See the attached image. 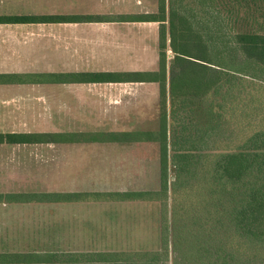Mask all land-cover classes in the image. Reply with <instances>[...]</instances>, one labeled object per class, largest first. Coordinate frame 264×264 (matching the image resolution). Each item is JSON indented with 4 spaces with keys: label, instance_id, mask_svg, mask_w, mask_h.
Segmentation results:
<instances>
[{
    "label": "rangeland",
    "instance_id": "rangeland-1",
    "mask_svg": "<svg viewBox=\"0 0 264 264\" xmlns=\"http://www.w3.org/2000/svg\"><path fill=\"white\" fill-rule=\"evenodd\" d=\"M160 3L161 0H0V16L64 11L76 13L90 11L94 14L143 11V13L159 15ZM164 7L165 22L162 25L167 29L165 30V84L169 82L171 74L178 72L181 64L176 62L172 64L175 53L170 45L169 15L173 22L175 21L172 27H176L173 31L174 46L182 49L183 44H188L193 48L191 52L194 53L199 51L196 50V44H203L207 49L210 65L214 70L219 69L218 73L207 69L204 71V76L211 77L213 82L218 79L219 93L227 92L224 125L235 129L243 119L235 114L237 92L234 83L237 84V80L231 78L228 82L225 74L220 75V69L227 68L229 74L235 77L244 76L238 72L241 68L246 71L251 69L264 78V72L251 68V62L244 59L234 38L237 30L247 26L243 18L246 15L245 9H239L237 14L238 8L226 0L218 2L217 0H164ZM260 12L262 13L263 9L257 7L255 14L259 15ZM97 17L98 19L119 18L115 15ZM263 20L264 18L260 19L257 16V22L252 27L263 29L259 27L260 24H264ZM128 26H130L128 30L116 31L122 39H131L124 51L128 50L131 54L133 51L138 53L127 59L129 63L126 66L131 69L129 72L136 68L157 72L159 31L155 30L152 24L143 27L132 24ZM55 33L56 31H49L50 36ZM141 59H144V62ZM159 73L156 76L160 75L162 78V73L160 71ZM157 84L159 87L158 82ZM145 85L146 89L152 87L150 84ZM229 85L231 89L228 88ZM2 87L7 89V86H0L1 89ZM218 90L210 91L209 99L219 100L218 93H214ZM159 91L158 88L156 100L151 102L153 106L148 103L151 105L150 110L144 113L121 114L123 128L89 129L90 131L85 132L91 133L88 137L80 133L74 135L84 140L93 139L94 141L90 143L0 144V195H27L33 202L0 205V250L38 252V256L34 258H38L43 264H172L171 251H167L166 257L160 258L152 254L160 249L162 201L117 200L110 194L117 191L160 189L163 173L167 174L168 181L172 182L174 179L172 156L175 149L181 152L193 148L192 141L198 134H194L196 130L189 129L196 120L191 119L189 115L186 117L190 108L188 104L179 111L180 116H176L174 120L169 119L170 125H176L180 136H174L171 131L169 132L168 149L166 156L164 155V141L162 134L160 135L162 98ZM8 98V95L6 96L1 90L0 99L4 100L3 103L0 101L1 132H32L41 129L38 125L43 124V120H35L28 113H17L14 108H9V100H5ZM48 115L50 121L55 120V113L49 112ZM44 130L56 129L49 127ZM232 137H235V133ZM61 154L65 155L64 161L60 160ZM72 156L77 159L72 161L67 158ZM16 162L19 168L13 167ZM58 162L78 163L76 168H71L69 171L72 173L79 170L76 175H62V170L57 173ZM42 163L48 164L50 168L42 166ZM30 164L42 168L34 169L33 166L31 169ZM65 189H74L75 193H103L106 197L86 200L80 198L74 203L49 201L50 195L66 193L64 191L68 190ZM168 192L166 203L169 216L170 189ZM5 218L11 223L8 221L5 223ZM98 252L114 254L97 260L95 253ZM143 253L150 254L142 256ZM220 262L221 260H218V263Z\"/></svg>",
    "mask_w": 264,
    "mask_h": 264
},
{
    "label": "trees",
    "instance_id": "trees-1",
    "mask_svg": "<svg viewBox=\"0 0 264 264\" xmlns=\"http://www.w3.org/2000/svg\"><path fill=\"white\" fill-rule=\"evenodd\" d=\"M219 0H217L218 2ZM238 10L244 8L243 17L247 26L237 30L234 38L244 59L250 61L251 68L264 72V24L253 28L257 16L264 18V0H226ZM263 12L256 15V8ZM161 0L159 15H122L123 20H158L159 27V70L132 72H80L62 75L42 74V79L20 74H0V83L60 82L72 81H150L158 82L162 106L160 113V135L164 141L166 156L169 132L179 135L175 124L170 125L179 111L188 105L186 117L196 120L189 129L198 134L192 141L193 148L187 151L175 149L174 179L168 181L163 173L160 189L153 191H130L110 193L117 200L139 199L162 201L163 215L160 223V249L153 255L166 257L172 252V264H264V78L252 72H238L244 76L235 77L228 69H220L226 80L235 81V114L243 119L235 129L226 127L224 108L225 93H219V80L213 82L205 77L207 69L214 70L203 44H196L198 52H191L188 44L177 49L173 43V19L168 15L170 45L175 53L172 64L181 63L178 72L171 74L165 84V13ZM236 14V15H237ZM242 19V18H241ZM98 20L93 15H8L0 16V23L30 22H80ZM235 22V20H234ZM264 23V20L262 21ZM186 36L184 35V39ZM246 61V62H247ZM227 69V70H226ZM159 71L162 78L157 75ZM213 73V72H212ZM160 74V73H159ZM218 75V74H217ZM241 75V74H240ZM35 76L36 75H31ZM40 76V75H37ZM132 76V77H131ZM38 80V81H37ZM211 86V87H210ZM228 88L231 89L230 85ZM218 90V99H209V92ZM229 90V89H228ZM192 97V99H190ZM174 118V119H173ZM257 121V122H256ZM195 124V126H193ZM235 133V137L232 135ZM246 134L248 136L246 137ZM171 135V136H172ZM170 136V137H171ZM245 136V137H243ZM64 139L59 133L0 132V143L57 142ZM192 146V145H191ZM177 148V147H176ZM179 151V152H178ZM166 162V159H164ZM176 162V163H175ZM170 189L171 202L167 215V198ZM54 198H52V197ZM106 194L95 192L55 193L49 201H76L95 199ZM0 199L30 201L27 195H0ZM35 199V198H34ZM114 253L98 252L97 260ZM150 253H143L142 256ZM218 260H221L218 263Z\"/></svg>",
    "mask_w": 264,
    "mask_h": 264
},
{
    "label": "crops",
    "instance_id": "crops-1",
    "mask_svg": "<svg viewBox=\"0 0 264 264\" xmlns=\"http://www.w3.org/2000/svg\"><path fill=\"white\" fill-rule=\"evenodd\" d=\"M48 14L115 15L119 16V18L111 17L94 21L57 23H0V74H20L30 77L29 79H42L41 75L45 73L66 75L98 71L129 72L131 69L126 66L129 63L127 59L138 53L133 51L131 54L128 50L124 51L129 46L131 39H122L118 35V31L128 30L130 28L128 25L130 24L142 27L146 24H152L154 29L159 31L161 24L158 20H123L120 18L122 15L143 16L148 14L143 13V11H117L95 14L90 11L81 13L64 11L60 13L47 12L27 15ZM50 30L56 31V33L50 36ZM142 60L144 62V59ZM136 63L138 62L136 61ZM98 65H101V67ZM132 71H146V69L136 68L132 69ZM31 75H36V77ZM140 84L142 85L141 87ZM145 84H150L152 87L146 89ZM0 86H7V89L2 87L3 89L0 88V91L3 90L5 95H8L9 98L5 100H9V108H14L13 110L17 113H28L35 120L44 121L43 124L38 125L41 128L40 130L22 133H59L64 139L51 143L62 145L94 141L93 139L84 140L74 137L78 133L88 137L91 133L86 134L85 132L90 131L89 129L123 128V123L121 122L123 115L121 114L126 112L144 113L146 110H150V106H153L151 102L156 100L159 88L157 82H80L72 80L0 83ZM0 101L4 102L2 99ZM49 112L55 113L54 121L49 120ZM49 127H55L56 130H44ZM67 158L72 161L77 159L75 156ZM60 160L64 161L65 155L61 154ZM56 165L57 173L62 170V175H76L79 170L72 173L69 171V169L77 167L78 163L75 162H58ZM14 166L19 168L17 162L14 163ZM30 166H32V169L34 164H30ZM37 166L35 165L34 169ZM42 166L50 168L48 164L42 163ZM42 166L37 168L40 169ZM65 190L68 191L64 192L73 193L74 189ZM67 202L74 203V201ZM32 203V201L8 202L0 199L1 206ZM35 203L40 204L39 202ZM7 221L10 222V220L5 218V223ZM38 254V252L33 251L0 250V264H43L38 258H34Z\"/></svg>",
    "mask_w": 264,
    "mask_h": 264
}]
</instances>
